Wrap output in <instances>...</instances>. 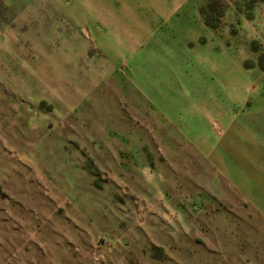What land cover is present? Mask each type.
Instances as JSON below:
<instances>
[{"label": "rangeland", "instance_id": "obj_1", "mask_svg": "<svg viewBox=\"0 0 264 264\" xmlns=\"http://www.w3.org/2000/svg\"><path fill=\"white\" fill-rule=\"evenodd\" d=\"M194 3L132 54L0 0V264H264V0Z\"/></svg>", "mask_w": 264, "mask_h": 264}, {"label": "crops", "instance_id": "obj_2", "mask_svg": "<svg viewBox=\"0 0 264 264\" xmlns=\"http://www.w3.org/2000/svg\"><path fill=\"white\" fill-rule=\"evenodd\" d=\"M61 1L64 12L84 27L85 32L98 33L102 48H110L115 38L127 40L132 54H137L151 38L167 25L173 31L184 29L183 21L204 14L193 0H57ZM190 8V9H189ZM203 16V17H202ZM79 21V22H78ZM202 22V24H203ZM178 28V30H177ZM180 28V29H179ZM167 37L161 36L155 43L162 44ZM261 173L250 175L244 167L238 172L236 181L245 188V196L255 203L264 215V166Z\"/></svg>", "mask_w": 264, "mask_h": 264}, {"label": "trees", "instance_id": "obj_3", "mask_svg": "<svg viewBox=\"0 0 264 264\" xmlns=\"http://www.w3.org/2000/svg\"><path fill=\"white\" fill-rule=\"evenodd\" d=\"M210 8H212L211 4L208 5L207 9L202 8L201 12L204 14V19H205L206 24L209 26H215V23L212 22V20L210 19L209 13H208V10Z\"/></svg>", "mask_w": 264, "mask_h": 264}]
</instances>
